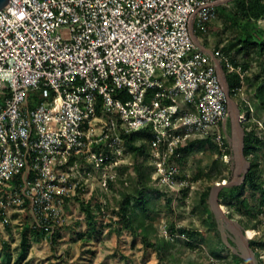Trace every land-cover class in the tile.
I'll use <instances>...</instances> for the list:
<instances>
[{"label":"built area","instance_id":"built-area-1","mask_svg":"<svg viewBox=\"0 0 264 264\" xmlns=\"http://www.w3.org/2000/svg\"><path fill=\"white\" fill-rule=\"evenodd\" d=\"M219 4L232 6L230 0H8L0 9L4 226L52 235L78 210L73 198L80 193L90 209L103 210L119 168L133 173L124 134L149 131L151 181L172 192L186 184L174 158L179 144L211 135L224 147L226 73L242 79L247 70L231 60L243 42L242 17L227 53L222 44L207 53L196 40L195 30L207 32L206 23L219 17ZM257 22L264 28V13Z\"/></svg>","mask_w":264,"mask_h":264},{"label":"trees","instance_id":"trees-1","mask_svg":"<svg viewBox=\"0 0 264 264\" xmlns=\"http://www.w3.org/2000/svg\"><path fill=\"white\" fill-rule=\"evenodd\" d=\"M232 5L234 6L232 25L236 19L242 17L244 38L242 45L235 49L234 54L231 55L233 56L231 60L236 65L240 64L242 70H247L249 62L246 58L252 54L256 57L257 67L250 75L245 73L242 79L236 71L226 73L229 96L237 95L245 81L250 87L257 106L251 115L250 107L246 102L242 101V107L236 103L239 111H245L246 114V120L241 123L244 129L243 154L250 162V166L240 183L221 187L218 192V200L227 207L229 217H234L236 214L238 222L246 229L262 226V234H264V119L262 122V117L258 113L262 111L264 115V28L257 22V18L264 13V4L260 0H236ZM222 50L227 53L226 44L222 46ZM234 55H240L242 60L237 59ZM223 68L225 69V67ZM251 117H254V120ZM258 122H262V127H258ZM150 136L147 129L124 134L126 146L133 160V173L128 171L127 165H123L119 168L120 176L110 183L111 187L118 184L119 196L116 201L117 205L113 208L118 217L117 222L121 223V227L128 229L134 237L139 236L146 247L156 249L161 259L159 264H175L178 257L174 255V250L203 248L206 251V262H202V264H215L222 259L232 264H250L247 259L233 252L222 239L217 221L208 203L210 185H205L199 192L197 204L193 208L201 216V221L206 229L178 224L172 220L164 224L168 235L165 236L160 231L159 235L155 231L153 221L161 211L166 214L174 213L172 204L174 193L167 187L154 184L150 179L153 167L146 159ZM223 148L220 149L216 141L209 135L202 139L183 141L175 148L174 158L180 169H183L182 164L187 157H193L197 150H209L208 161L204 166L197 167L192 178L227 179V173H224V170H228L229 165L222 160V154L228 153L225 139ZM216 153L218 155L215 157ZM139 154H143L144 157L138 158ZM124 172H127L128 181L122 179ZM187 190L188 185L181 187L179 202L184 201ZM162 195L165 198L164 202L160 200ZM85 212L89 229L86 233H80V237L85 235L88 237L97 227L95 215L88 206L85 207ZM46 234L44 230L34 229L27 225L22 229L20 241L14 254L9 241L0 232V264H20L27 257L31 241L39 240ZM57 235L58 232L49 235L52 244L55 243ZM229 243L232 244L230 240ZM249 245L258 258L259 264H264L259 253L264 249V236L263 238H250Z\"/></svg>","mask_w":264,"mask_h":264},{"label":"rangeland","instance_id":"rangeland-1","mask_svg":"<svg viewBox=\"0 0 264 264\" xmlns=\"http://www.w3.org/2000/svg\"><path fill=\"white\" fill-rule=\"evenodd\" d=\"M235 1L236 0H230L231 5ZM218 10L219 17L206 23L207 32H203L199 29L196 30V33L201 38V41L207 42L210 46H218L220 44L224 45L228 42L234 41L239 33L238 27H236V22L232 25L234 19L232 11H234V6L232 5L231 8L228 9L222 4H219ZM239 26L242 31V22L239 23ZM238 47L239 46H235L233 50H231V54H234V50ZM234 56L237 59L242 60L240 55ZM246 59L249 62V68L246 71V75H250L256 70L257 61L256 57L252 54ZM249 88V85L244 81L238 90V94L233 95V97L229 96L228 99V115L225 125L226 130L223 136L227 142L228 153H226L225 156L222 154V160L229 165L228 170H224V173H227V179L224 180L228 183L230 181H235L233 184L240 183L243 180L242 174L244 173L247 165V159L245 156L243 157V162L240 163L237 161L233 145V132L235 124H238L243 128L241 123L246 120L245 111L240 112L237 104L239 107H242V101L246 102L250 107L251 115L257 106ZM4 96V90L0 84V101H3ZM232 100L237 103L236 106L238 108V114L236 107H234L233 111L230 105ZM258 113L260 117H262L263 122L264 115L262 111H259ZM251 119L254 120V117H251ZM262 122H258V127H262ZM209 152V150H197L193 157L189 156L183 161V169H180L179 175L186 178L185 185H188L184 201H178V197L181 195L180 190L178 192L174 191V200L172 203L174 213L166 214L164 211H161L156 220L153 221V227L158 234L161 232V234L168 235L164 224L174 220L178 224L206 229V226L203 225L201 221V216L194 211L193 208L197 204L199 192L205 185H210L208 203L214 214V218L217 221V227L220 231L222 239L227 243L233 252L249 261V239L252 237L263 238L264 234H262V226L253 228L254 233L252 237L244 238L234 222H238V216L234 214V217H229L227 215V207L223 203L219 202V200L218 202L223 206L227 218L224 215H220L214 208L215 199L213 198V186L216 182L222 181L223 179L206 180L204 177L196 179L192 178L197 167L204 166L208 161ZM217 155L218 153L215 154V157ZM237 168L238 171H236ZM122 179L128 181L125 172L122 173ZM111 188L107 206L104 207L103 210L96 204L91 207L95 215L97 226L96 230L92 234L88 237L86 235L83 237L79 236L80 233H86L89 229L88 219L84 209L86 205L90 204L86 202L87 194L83 193V195L80 193L73 198L75 201L74 203L79 205L78 210L74 213H70L71 216L68 220V224L57 231L58 235L56 236L55 243H51L49 240V234H46L45 237H42L39 240H32L28 249L27 257L20 264H159L161 259L157 250L152 247H146L142 243L139 236L134 237L128 229L121 227V223L117 222L118 217L114 213L113 208L116 207V201L119 196L118 184H115ZM153 197H155V194H153ZM160 200L164 202L165 198L163 195L160 196ZM230 219L234 221H230ZM0 232L3 237L9 241L10 248L15 254L22 230L10 229L0 222ZM27 233L29 235V232ZM229 240L232 244L229 243ZM246 242H248V246L246 245ZM259 253L260 257L264 260V249L260 250ZM174 255L178 257L175 264H202V262H206L205 248L195 250L186 249L184 251L174 250ZM254 256L258 261L255 254ZM215 264L232 263L222 259Z\"/></svg>","mask_w":264,"mask_h":264},{"label":"water","instance_id":"water-1","mask_svg":"<svg viewBox=\"0 0 264 264\" xmlns=\"http://www.w3.org/2000/svg\"><path fill=\"white\" fill-rule=\"evenodd\" d=\"M8 2V0H0V9ZM225 79V78H224ZM225 83H226V91L228 93V85H227V82L225 80ZM231 100V99H230ZM232 103H233V106L236 107L237 109V114H238V108L236 106V103L234 100H232ZM240 127V126H239ZM240 130H241V155L242 157H244V154H243V135H244V130L242 127H240ZM246 169L244 170V173L242 174V179L244 178V175L245 173L247 172V170L249 169V166H250V162L246 160ZM235 183V181H230L229 183L226 181V180H222V181H218L214 184L213 186V194H214V199H215V204L222 210V213L223 215L226 217L225 215V211L223 209V206L218 202V192L219 190L221 189V187L227 185V184H233ZM227 218V217H226ZM230 221H234L232 219H230ZM238 230L240 231V233L244 236V238H247L246 237V231L247 229L244 228L239 222L237 221H234ZM246 245L248 246V242H246ZM249 249V253H250V257L248 258L249 259V262L251 264H259V262L256 260L255 256H254V251L248 247Z\"/></svg>","mask_w":264,"mask_h":264},{"label":"bare ground","instance_id":"bare-ground-1","mask_svg":"<svg viewBox=\"0 0 264 264\" xmlns=\"http://www.w3.org/2000/svg\"><path fill=\"white\" fill-rule=\"evenodd\" d=\"M232 45H239V42L235 41ZM230 105L234 111V106L232 101L230 102ZM233 145L236 152L235 156L237 161L240 163L243 162V157L241 155V130L238 124H235L234 132H233ZM236 171H238V168L236 169ZM213 198H214V194H213ZM214 208L220 215H223L222 210L215 203H214ZM253 233H254L253 228H247L246 237H252Z\"/></svg>","mask_w":264,"mask_h":264},{"label":"crops","instance_id":"crops-1","mask_svg":"<svg viewBox=\"0 0 264 264\" xmlns=\"http://www.w3.org/2000/svg\"><path fill=\"white\" fill-rule=\"evenodd\" d=\"M195 36H196V40H197V42H198V44H199V46H200V48L203 50V51H205V52H207V53H209L215 46H210L207 42H205V41H201V38L198 36V35H196V33H195ZM2 103V101H0V104Z\"/></svg>","mask_w":264,"mask_h":264}]
</instances>
